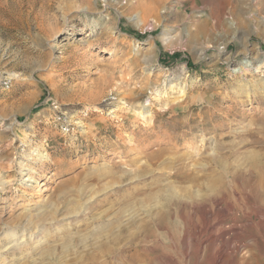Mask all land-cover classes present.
Listing matches in <instances>:
<instances>
[{
	"label": "rangeland",
	"instance_id": "1",
	"mask_svg": "<svg viewBox=\"0 0 264 264\" xmlns=\"http://www.w3.org/2000/svg\"><path fill=\"white\" fill-rule=\"evenodd\" d=\"M262 61L264 0H0V264H214L191 237L209 180L264 158Z\"/></svg>",
	"mask_w": 264,
	"mask_h": 264
},
{
	"label": "bare ground",
	"instance_id": "2",
	"mask_svg": "<svg viewBox=\"0 0 264 264\" xmlns=\"http://www.w3.org/2000/svg\"><path fill=\"white\" fill-rule=\"evenodd\" d=\"M212 16L209 15L208 18H204V25L207 26V28L204 27L205 33L208 32V27L213 26V23L218 24V18H215L213 22L210 19ZM243 19L244 17L239 21L242 23L244 22ZM140 22L141 20L137 18L136 23L139 24ZM198 29L200 31L203 30L201 24ZM255 68L263 69L264 62H259ZM148 106V102L140 105V112L144 117L148 115ZM257 155L254 154L253 156L252 154L253 157L247 160L248 166L252 170L250 171L251 175H249L252 178V182L247 183L246 186H239L237 183L234 185L229 184L230 181L235 180L240 175L236 170H225L222 175L225 179H211L206 185L207 193L204 195V220L196 227V231L191 237V242L194 244L196 252L202 248L204 255L206 250L210 249L213 254L214 264H222L225 259H229L230 264H264V158H258ZM222 166L224 167V165ZM28 179L26 177L24 178V180ZM46 189L47 187L45 186L41 187L42 191ZM236 194H238V197H235ZM189 196L191 195L189 194ZM251 196L255 202L250 201ZM170 197L165 199L166 203L170 201ZM162 209L160 206L157 212L152 214L157 218L156 221L158 224L160 222H167L168 217H173L169 209ZM177 219L185 221V216H177ZM139 226L145 233L150 232L163 237V231H154L146 220H143ZM165 226L166 234L159 245L167 250L166 248L168 246L165 244V241H167L166 237L179 244L183 241L177 239L181 237L180 235L182 233L176 222H168ZM112 240L118 242L119 238L118 236L112 237ZM104 253H111L110 246H108L107 242L100 243V245L95 247L93 252L88 254V264H101L97 262L98 255L100 257ZM127 260V264H162L164 262L159 257L154 258L146 248H143L141 252L138 251L131 254Z\"/></svg>",
	"mask_w": 264,
	"mask_h": 264
}]
</instances>
